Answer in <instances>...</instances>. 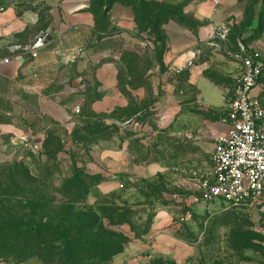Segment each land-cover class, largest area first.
<instances>
[{"label": "rangeland", "instance_id": "obj_1", "mask_svg": "<svg viewBox=\"0 0 264 264\" xmlns=\"http://www.w3.org/2000/svg\"><path fill=\"white\" fill-rule=\"evenodd\" d=\"M123 5L133 12L134 31L122 35L101 14L94 48L101 53L98 65L113 66L107 76L127 105L93 112L92 101L109 90L97 67L88 68L79 83L86 94L79 114L94 116L95 123L60 138L31 139L12 157L16 170L0 165V211L52 226L65 224L69 211L97 220L126 243L104 264H264V200L224 212L201 199L215 147L198 119L214 116L193 97L168 92L181 71L168 64L165 26H193L194 19L138 1ZM178 100L185 103L181 112L170 104ZM20 264L45 263L31 257Z\"/></svg>", "mask_w": 264, "mask_h": 264}, {"label": "crops", "instance_id": "obj_2", "mask_svg": "<svg viewBox=\"0 0 264 264\" xmlns=\"http://www.w3.org/2000/svg\"><path fill=\"white\" fill-rule=\"evenodd\" d=\"M145 1L194 19L193 27L174 22L165 26L168 64L181 71L168 92L193 97L199 108L214 116L198 119L213 140L227 134L230 127L224 119L242 74L240 62L230 53L253 52L264 62V0ZM0 2L4 5L0 10V165L12 162L17 150L27 147L31 139L51 133L60 138L75 129L76 114L86 98L79 83L88 68L94 72L97 67V78L109 90L92 101L93 112L127 105L107 76L113 66L98 65L101 53L94 47L100 10L97 14L93 0ZM133 18L129 7L113 4L110 21L122 35L134 31ZM44 33H49V41L34 58L31 46ZM252 94L264 99V76ZM170 104L176 112L185 110L184 101ZM160 220L159 216L155 223L159 225Z\"/></svg>", "mask_w": 264, "mask_h": 264}, {"label": "built area", "instance_id": "obj_3", "mask_svg": "<svg viewBox=\"0 0 264 264\" xmlns=\"http://www.w3.org/2000/svg\"><path fill=\"white\" fill-rule=\"evenodd\" d=\"M48 41L49 33L36 39L30 50L34 58ZM230 57L240 62L242 74L224 119L230 129L214 138V169L201 199L224 212H240L264 200V99L252 94L264 76V62L253 52L235 51Z\"/></svg>", "mask_w": 264, "mask_h": 264}, {"label": "trees", "instance_id": "obj_4", "mask_svg": "<svg viewBox=\"0 0 264 264\" xmlns=\"http://www.w3.org/2000/svg\"><path fill=\"white\" fill-rule=\"evenodd\" d=\"M93 1L96 13L100 10V15L102 14L108 22L110 10L116 2L126 4L138 1L141 5L153 7L159 13L178 12L176 9H168L145 0ZM76 115V130L80 126L95 123L94 116ZM50 135L59 138L52 133ZM4 165L14 170L17 168L15 162ZM72 183L78 185L76 182ZM73 194L69 192L71 199ZM81 215L80 213L75 218L69 211L62 221L65 224L52 226L50 222L44 223L43 219L36 220L34 215L26 216L20 212L11 213L3 209L0 211V262L20 264L31 257H37L45 264H104L109 257L123 252L126 243L121 233L107 230L103 225H98L97 220L85 219Z\"/></svg>", "mask_w": 264, "mask_h": 264}]
</instances>
